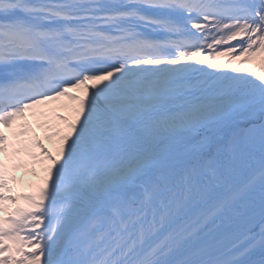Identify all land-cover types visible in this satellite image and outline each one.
<instances>
[{"label": "snow or ice", "instance_id": "obj_1", "mask_svg": "<svg viewBox=\"0 0 264 264\" xmlns=\"http://www.w3.org/2000/svg\"><path fill=\"white\" fill-rule=\"evenodd\" d=\"M61 99L0 264H264V0H0V129Z\"/></svg>", "mask_w": 264, "mask_h": 264}, {"label": "trees", "instance_id": "obj_2", "mask_svg": "<svg viewBox=\"0 0 264 264\" xmlns=\"http://www.w3.org/2000/svg\"><path fill=\"white\" fill-rule=\"evenodd\" d=\"M75 94L76 95H82V92L81 91H77ZM62 101H63V103L60 104V106L57 109L60 110V111L62 110L63 116L68 117L69 120H70V119H72V116H73L72 108L75 106V102L69 101V100H66V99H62ZM58 115H59V112L55 111L54 112V116L52 117L53 119L51 121H52L53 124L58 125L59 127H63L64 125L60 121H57L55 119V117L58 116ZM40 135L43 138L45 136V132L44 133L41 132ZM45 140H47V139H45ZM36 155H38V150H37ZM34 165L37 166L39 168V170H40V173L43 174V170H42L41 164L38 163L37 161L33 160L32 157H31V159L29 161V164L26 166V169L25 168H21L22 169V172L30 173V171H31L30 168L33 167ZM7 176L10 179V181H12L13 174H9V175L7 174ZM36 183H38V179H35V181H30V182H26L25 181V188H28L29 187V188H32L33 189V186ZM8 207H10V206H8Z\"/></svg>", "mask_w": 264, "mask_h": 264}, {"label": "rangeland", "instance_id": "obj_3", "mask_svg": "<svg viewBox=\"0 0 264 264\" xmlns=\"http://www.w3.org/2000/svg\"><path fill=\"white\" fill-rule=\"evenodd\" d=\"M3 130H4V131H7V133H8V131H9L10 129H3ZM54 146H56V141H53V143L51 144V146H47V147L53 148ZM13 150H14V149L9 148V149H8V152H7V155H8V154H11V152H12ZM4 157H6V153H5L3 156H0V159L3 160ZM39 174H40V171L38 170V168H36V169H33V172H32L30 175H28V176H24V179H25V180H33V179H37L38 176H39ZM22 187H23L22 182H18V183H16V187H15V188H16L18 191H19V190H23Z\"/></svg>", "mask_w": 264, "mask_h": 264}]
</instances>
